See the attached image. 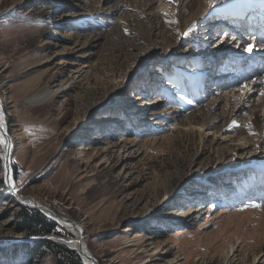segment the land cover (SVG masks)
<instances>
[{"label": "rangeland", "instance_id": "obj_1", "mask_svg": "<svg viewBox=\"0 0 264 264\" xmlns=\"http://www.w3.org/2000/svg\"><path fill=\"white\" fill-rule=\"evenodd\" d=\"M64 2L0 0V104L14 140L11 168L18 190L6 181L0 142V264H56L53 254L33 248L40 238L65 244L86 264L67 243L75 236L27 197L78 223L99 264H221L230 241L238 244L234 264H264V143L249 152L232 150L238 136L253 140L255 132L245 123L229 140L226 135L237 129L227 133L225 121L213 123L214 114L201 109L230 91L217 87L225 78L206 84L207 76L200 75L202 31L212 26L209 16L199 20L197 13L199 6L210 9L212 0L158 3L161 30L154 36L145 35L147 19L139 30L122 25V33H115L120 13L132 8L125 1H118L116 12L114 1L90 11ZM225 26L219 38L206 31V39L215 38L207 40L210 52L231 41ZM74 29L83 42L90 29L108 36L90 52L88 46L70 50ZM121 36L144 46L153 41L144 52L154 48L157 60L141 63ZM81 62L92 71L78 77L72 67ZM65 78L68 85L53 98L29 101ZM263 83L257 96H264ZM190 118L211 125L194 131ZM249 180L254 182L243 199L230 202L231 192ZM32 209L53 220L59 232L20 230L19 213Z\"/></svg>", "mask_w": 264, "mask_h": 264}, {"label": "bare ground", "instance_id": "obj_2", "mask_svg": "<svg viewBox=\"0 0 264 264\" xmlns=\"http://www.w3.org/2000/svg\"><path fill=\"white\" fill-rule=\"evenodd\" d=\"M26 1H31V0H26ZM64 1H65L64 3L67 4L70 3L73 5L75 4L78 7L89 11L94 10V8L100 10L105 8H110L107 5H109L111 1H114V3L117 4V6L113 7L114 9L111 10L112 12L113 11L116 12L118 9H120V6L118 5L119 4L118 1H125L127 2V4L132 5V8L130 11L126 10L129 13L125 11L120 13L123 16L118 18V20L115 22V25L112 28L114 29L117 35L118 34L120 35L122 33L120 28V26L122 25L131 26L132 28L139 30L140 28L143 27L144 19H147L151 22V24H147L145 35L154 36L157 32H160L161 30V24L158 20L160 13L159 11L161 10V8L159 7L163 4V1L165 0H64ZM174 1L175 0H173V2ZM181 1L183 2V0ZM160 2L161 5L158 4ZM212 2L213 4L210 9H207L204 6H199L198 8L197 14H201L199 20L205 17L207 18V16H209L210 17L209 20L211 22L208 21L206 24L207 26L209 25L212 26L205 28L202 31L204 32L202 39L205 40L207 43V40L211 38L212 41L214 42L215 38L213 37L208 36L209 38L206 39L207 34H209L206 33V31L211 30L210 35L214 36L216 34L218 35L217 38H219L220 35L222 34L221 31H223L222 27H224L226 24L225 26L226 30H224L226 31L225 35H231V41L228 42L227 40H225L224 42L221 43L223 44L221 50H219V47L218 48L216 47V50L211 52H210V46H208L205 43L204 53H206V56H202V57L200 56L201 57L200 60H205V61L207 60V63H205V61L203 62L205 68L204 70H202L203 73L200 74L203 78H201L200 76L199 77L202 80H204L205 79L204 77L207 76L206 84L208 83L207 81H211V80H212V84H215L214 82L215 79L220 78L221 80L225 78V80L227 81L226 82L220 81L219 84H217V87L219 88L220 86L225 85L224 88H227V90L230 91L228 93H218L212 98L209 97L210 99L204 104V106L201 107V109L208 111L211 114H214V116L213 115L209 116L210 120L212 119V117H216L213 123L218 122L220 119L225 121L226 129L228 130V131L226 130L227 133L232 132L229 129H233V131L237 129L235 133L231 135L230 134L226 135V137L229 140L232 139V137L230 136L237 137L238 134L243 131L244 126H242V124L245 125V123H248V127H250L251 131L255 132L256 135L253 136L254 137L253 140H250L246 135L238 136L237 142L231 144L233 146L232 148L230 147L232 150L244 149L245 151L249 152L253 148L257 150L258 146L261 149L262 144L264 143V96H257L256 93H259L261 91L263 86L260 87V85L264 82V0H212ZM180 4L181 3H178L175 6L178 10L182 9ZM59 21L60 19H57L54 22L56 23ZM202 21L204 20H201V22ZM220 21H222V24H219ZM253 21L255 22V25L253 24ZM177 22H179V19H177ZM115 26H118L119 29L115 30ZM218 26L221 27L219 28L220 30L218 29ZM238 26L241 28V30L237 31L236 29L238 28ZM254 27L259 29H255ZM85 29H89V28H84L82 30ZM90 32L92 33V35H90L89 38L85 39V40L88 39L86 42L85 41L83 42L82 39L80 38L82 37L83 34H78L79 31H76L74 29L75 44L69 46L70 50H79L81 47L88 46L84 49L86 50L87 53L89 50H92V48L96 44H98V42L102 38H106L108 36L107 33L95 32L91 29ZM180 34L182 37L183 32ZM232 34L236 35L235 37L237 38L236 40L234 39ZM225 35L223 34V36ZM66 36L69 35L66 33ZM122 39L123 40L126 39L125 41H130L131 46L134 47L135 49L134 56L135 58L139 57L138 60H140L141 63L147 64L149 62L148 59L157 60L154 57V53H153V51H155L154 48L151 51L148 50L149 52L148 51L146 53L144 52L145 51L144 49L147 46H150L153 41L148 40L147 46H144V45H140L143 43H139L134 39H130L126 37H122ZM225 42L227 43V47L224 46ZM231 42H233L234 44H232ZM196 57L197 56H195L194 60H198L196 59ZM81 64L82 65L78 64L77 66L72 67L74 74L77 75L78 77H83L90 74L92 68H90L89 65L87 66L85 64L83 65V62H81ZM143 64H141L142 67ZM253 66H257V70L254 71L255 67L254 69H252ZM67 80H68L67 78L63 79L59 83V85L54 89L33 94V96L29 98V101L31 103H39L47 99L53 98L55 95H57V93L61 92L65 86L68 85ZM233 83L234 86L232 85ZM201 85L202 83L200 82L197 84L195 92H197L198 89L201 88ZM239 85L240 86L244 85V87H246V90H241ZM246 98H248L249 100H246ZM250 100H251L250 106H246V101H250ZM189 121H190L189 125L194 131L202 130L203 128L205 129L206 124L211 125V122L208 120H206L202 124H197L194 118H190ZM235 126H239V127H235ZM241 139L244 140L241 141ZM0 142L3 148V155L5 158V173L7 178L6 181L10 184V186L14 189V191H18L16 187V181L14 179L11 168V155L14 147V140L13 137L9 135V133L7 132L6 120L1 108V104H0ZM257 144L258 146H256ZM9 160H10V165H9ZM244 185L246 187L242 190V195L245 192L246 188L249 186L248 184H244ZM174 187L175 186L173 185V188H170L169 191L167 190L169 192L167 197L172 196L171 192L174 191ZM240 190L241 188H239L237 193H239ZM235 191L236 188L234 189V192ZM234 192L233 193L231 192V195L229 196V200L234 196ZM18 197L24 200L22 196H18ZM47 210L50 212L52 209L47 208ZM51 214H55L57 216L56 219L60 222V224H62V226L64 227H67L68 231L75 236L74 239L68 240V242L70 245L76 247L84 254L85 263L99 264L93 257H91L92 253L86 241L82 239V231H83L82 227L76 222L73 224L66 221L63 217L58 216L56 213H51ZM79 238L80 241H78ZM237 245H238L237 241H230L227 250H225L222 253L221 264H234L235 255H237L238 252Z\"/></svg>", "mask_w": 264, "mask_h": 264}, {"label": "trees", "instance_id": "obj_3", "mask_svg": "<svg viewBox=\"0 0 264 264\" xmlns=\"http://www.w3.org/2000/svg\"><path fill=\"white\" fill-rule=\"evenodd\" d=\"M19 226L20 230L29 235H46L58 231L56 223L44 217L42 213L36 209L21 211L19 213ZM33 248L37 249L36 251H40L42 254H53L56 264H83L75 250L68 248L63 243H58L51 239H36Z\"/></svg>", "mask_w": 264, "mask_h": 264}, {"label": "water", "instance_id": "obj_4", "mask_svg": "<svg viewBox=\"0 0 264 264\" xmlns=\"http://www.w3.org/2000/svg\"><path fill=\"white\" fill-rule=\"evenodd\" d=\"M9 165H10V160H9ZM19 198V197H18ZM28 199H30V200H32V202L34 203V205L37 207V208H39V209H41V210H43L44 212H47L48 213V216L50 217V218H54L56 221H57V219H56V215L55 214H51V213H54V212H52V211H48L47 210V208L46 207H44V206H42V205H40L34 198H32V197H27ZM66 221H68V222H70V223H75V221L74 220H72V219H69V218H65V217H63ZM58 222V221H57ZM60 224V223H59ZM61 225V224H60ZM78 231V230H77ZM78 241H80V238L78 239ZM65 242H67V241H65ZM67 243H69V242H67ZM74 248H76V247H74ZM77 251L80 253V255H81V257H82V259L84 260V254L79 250V249H77ZM85 262V261H84Z\"/></svg>", "mask_w": 264, "mask_h": 264}]
</instances>
